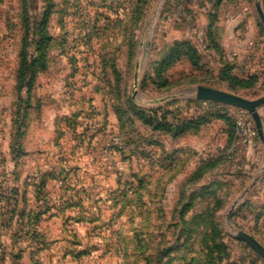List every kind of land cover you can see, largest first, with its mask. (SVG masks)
Instances as JSON below:
<instances>
[{"label":"rangeland","instance_id":"rangeland-1","mask_svg":"<svg viewBox=\"0 0 264 264\" xmlns=\"http://www.w3.org/2000/svg\"><path fill=\"white\" fill-rule=\"evenodd\" d=\"M197 86L264 96V0H0V264H264V145Z\"/></svg>","mask_w":264,"mask_h":264},{"label":"water","instance_id":"water-1","mask_svg":"<svg viewBox=\"0 0 264 264\" xmlns=\"http://www.w3.org/2000/svg\"><path fill=\"white\" fill-rule=\"evenodd\" d=\"M136 70L138 71V68H136ZM137 71L135 80L137 79ZM194 97L198 101L214 102L246 111L253 121L259 140L264 145L263 125L258 112L259 107L264 104V96L256 100H247L228 92L205 86H197L194 91ZM236 203L237 202H235L233 206H235ZM236 237L240 241L246 243L264 260V248L255 239L243 231H237Z\"/></svg>","mask_w":264,"mask_h":264},{"label":"built area","instance_id":"built-area-1","mask_svg":"<svg viewBox=\"0 0 264 264\" xmlns=\"http://www.w3.org/2000/svg\"><path fill=\"white\" fill-rule=\"evenodd\" d=\"M235 127L236 136L242 145H251L256 140L255 131L251 128L246 116H239Z\"/></svg>","mask_w":264,"mask_h":264},{"label":"trees","instance_id":"trees-1","mask_svg":"<svg viewBox=\"0 0 264 264\" xmlns=\"http://www.w3.org/2000/svg\"><path fill=\"white\" fill-rule=\"evenodd\" d=\"M157 126H158L157 128H159V129H161V128H166V126H165V127H160L159 125H157ZM192 126H194V125H192V123H189V121H188V122H186L184 125H182V127H181V131H179V132L176 133V134H177V135L183 134L185 131L190 130ZM176 134H175V135H176Z\"/></svg>","mask_w":264,"mask_h":264}]
</instances>
